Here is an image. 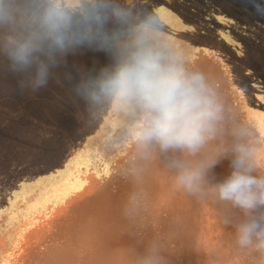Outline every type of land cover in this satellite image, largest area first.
I'll use <instances>...</instances> for the list:
<instances>
[{
    "label": "rangeland",
    "instance_id": "1",
    "mask_svg": "<svg viewBox=\"0 0 264 264\" xmlns=\"http://www.w3.org/2000/svg\"><path fill=\"white\" fill-rule=\"evenodd\" d=\"M155 12L190 60L208 67L238 115L264 134V0H134ZM106 60L82 47L31 89L0 63V264H252L230 245L215 206L172 192L145 162L128 172L120 118L72 89ZM224 166L217 168L223 172ZM137 209L121 215L124 199Z\"/></svg>",
    "mask_w": 264,
    "mask_h": 264
},
{
    "label": "clouds",
    "instance_id": "2",
    "mask_svg": "<svg viewBox=\"0 0 264 264\" xmlns=\"http://www.w3.org/2000/svg\"><path fill=\"white\" fill-rule=\"evenodd\" d=\"M82 47L106 60L82 70L72 89L90 109L120 118L128 172L135 178L147 162L172 192L210 202L235 252L264 264V134L237 114L216 76L190 60L160 16L140 14L134 0H0V63L24 86L46 85ZM137 211L122 201L127 222ZM153 257L149 245L135 264H157Z\"/></svg>",
    "mask_w": 264,
    "mask_h": 264
}]
</instances>
